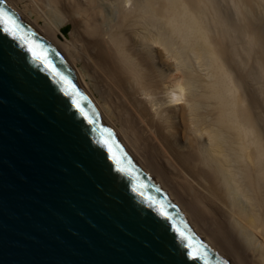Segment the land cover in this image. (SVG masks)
<instances>
[{"label":"bare ground","instance_id":"6f19581e","mask_svg":"<svg viewBox=\"0 0 264 264\" xmlns=\"http://www.w3.org/2000/svg\"><path fill=\"white\" fill-rule=\"evenodd\" d=\"M3 1L196 229L264 264V0Z\"/></svg>","mask_w":264,"mask_h":264},{"label":"water","instance_id":"95a60500","mask_svg":"<svg viewBox=\"0 0 264 264\" xmlns=\"http://www.w3.org/2000/svg\"><path fill=\"white\" fill-rule=\"evenodd\" d=\"M0 11L15 22L0 23V264H234L117 135L62 54L3 0Z\"/></svg>","mask_w":264,"mask_h":264},{"label":"rangeland","instance_id":"374dc122","mask_svg":"<svg viewBox=\"0 0 264 264\" xmlns=\"http://www.w3.org/2000/svg\"><path fill=\"white\" fill-rule=\"evenodd\" d=\"M257 3V2H255ZM264 3V2H263ZM263 3H260V5L258 4H255L253 7V11H255V15L260 19L261 21V24L263 25V28H264V4ZM258 113L259 114H264V112L260 111V109L258 110Z\"/></svg>","mask_w":264,"mask_h":264},{"label":"snow or ice","instance_id":"6c2138e0","mask_svg":"<svg viewBox=\"0 0 264 264\" xmlns=\"http://www.w3.org/2000/svg\"><path fill=\"white\" fill-rule=\"evenodd\" d=\"M0 23H3L5 25L15 26V22L7 15L6 12H2V11H0ZM8 30L11 31V27H9ZM193 258H198V257L194 256Z\"/></svg>","mask_w":264,"mask_h":264}]
</instances>
